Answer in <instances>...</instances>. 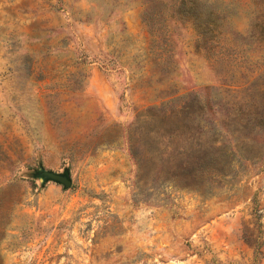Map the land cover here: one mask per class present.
Masks as SVG:
<instances>
[{
	"label": "rangeland",
	"instance_id": "rangeland-1",
	"mask_svg": "<svg viewBox=\"0 0 264 264\" xmlns=\"http://www.w3.org/2000/svg\"><path fill=\"white\" fill-rule=\"evenodd\" d=\"M199 2L0 0V264H264V10Z\"/></svg>",
	"mask_w": 264,
	"mask_h": 264
},
{
	"label": "trees",
	"instance_id": "trees-1",
	"mask_svg": "<svg viewBox=\"0 0 264 264\" xmlns=\"http://www.w3.org/2000/svg\"><path fill=\"white\" fill-rule=\"evenodd\" d=\"M141 6L144 9L143 19L145 14L144 20L147 24L148 21L150 24L160 18V12H154V10L172 9L176 11V15H179V18L186 19L187 23L193 25L201 36L204 37L206 34L213 32H216L217 35L219 34V27L215 25V22L210 17L199 18L197 16V14L201 16L199 0H175L172 4L170 0H142ZM150 9H153V11ZM260 9L264 10V0H260ZM259 93V95H262V91ZM256 115L260 117L259 126L264 130V112L256 113Z\"/></svg>",
	"mask_w": 264,
	"mask_h": 264
},
{
	"label": "water",
	"instance_id": "water-1",
	"mask_svg": "<svg viewBox=\"0 0 264 264\" xmlns=\"http://www.w3.org/2000/svg\"><path fill=\"white\" fill-rule=\"evenodd\" d=\"M37 176L40 177L41 181H52L62 185L64 188H69L71 185V179L67 173H56L47 170H40L37 172Z\"/></svg>",
	"mask_w": 264,
	"mask_h": 264
}]
</instances>
